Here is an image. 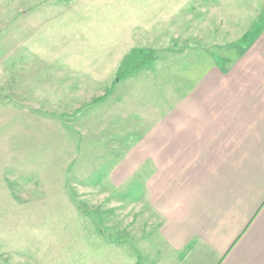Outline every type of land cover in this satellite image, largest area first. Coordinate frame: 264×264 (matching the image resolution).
Segmentation results:
<instances>
[{"label":"rangeland","instance_id":"rangeland-1","mask_svg":"<svg viewBox=\"0 0 264 264\" xmlns=\"http://www.w3.org/2000/svg\"><path fill=\"white\" fill-rule=\"evenodd\" d=\"M263 14L264 0H0V101L7 102L0 104V159L13 180L26 161L39 166L36 178H47L45 165L51 176L67 165L68 182L78 173L73 182L84 210H67L51 184L50 212H0V258L76 264L85 242L83 264H93L97 250L87 243L95 240V214L138 239V212L162 211L148 184L154 169L138 166L139 149L154 143L162 118L186 107L179 102L203 94L220 46L255 33ZM23 87L53 113L15 101ZM155 219L149 216V229Z\"/></svg>","mask_w":264,"mask_h":264},{"label":"crops","instance_id":"crops-1","mask_svg":"<svg viewBox=\"0 0 264 264\" xmlns=\"http://www.w3.org/2000/svg\"><path fill=\"white\" fill-rule=\"evenodd\" d=\"M263 15L253 23L255 33L245 32L220 46L219 62L210 67L203 94L179 102L186 107L162 118L154 143L139 149L138 166L154 169L148 184L162 211L138 212L139 240L112 231L103 215L95 214V240L87 243L97 250L93 264H264ZM2 76L13 77L5 71ZM62 86L54 98L59 104L67 95V84ZM24 91L14 100L43 111L37 107L41 100L31 97L33 90ZM56 112L62 114L61 108ZM48 165L42 173L47 178H36L39 166L21 163L13 180L0 159V212H50L51 184H58L66 209L82 213L73 182L78 173L68 182L67 165L54 176L45 174ZM25 168L30 169L27 175ZM149 216L157 218L150 229ZM153 232L158 238L147 241ZM84 246H78L76 264H83ZM0 264L7 263L0 258Z\"/></svg>","mask_w":264,"mask_h":264},{"label":"trees","instance_id":"trees-1","mask_svg":"<svg viewBox=\"0 0 264 264\" xmlns=\"http://www.w3.org/2000/svg\"><path fill=\"white\" fill-rule=\"evenodd\" d=\"M144 55V52H141ZM138 55V53H134V54H130L129 56L126 57V59L124 60L122 66H121V70H120V79L125 78V75L128 73V66H130L129 64H132V59L134 57H136ZM138 68V67H137ZM137 68H135L136 70H138Z\"/></svg>","mask_w":264,"mask_h":264}]
</instances>
